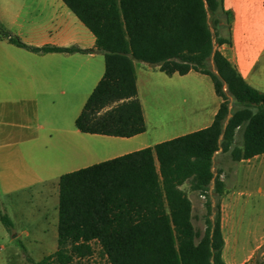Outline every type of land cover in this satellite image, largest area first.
<instances>
[{
    "label": "trees",
    "instance_id": "1",
    "mask_svg": "<svg viewBox=\"0 0 264 264\" xmlns=\"http://www.w3.org/2000/svg\"><path fill=\"white\" fill-rule=\"evenodd\" d=\"M62 1L93 33L95 50L104 56V72L74 120L79 131L129 137L145 130L133 60L158 65L166 74H207L221 101L204 128L62 173L57 248L38 261L26 256L28 264H75L93 253L94 244L108 264H225L219 199L224 183L220 171L214 173L213 154L221 149L238 161L264 153V92L218 49L231 43L229 11L222 0ZM220 17L227 22L224 34ZM0 33L33 51L92 50L30 46L4 28ZM185 183L206 197L203 232L193 225ZM0 220L11 226L4 213Z\"/></svg>",
    "mask_w": 264,
    "mask_h": 264
},
{
    "label": "crops",
    "instance_id": "2",
    "mask_svg": "<svg viewBox=\"0 0 264 264\" xmlns=\"http://www.w3.org/2000/svg\"><path fill=\"white\" fill-rule=\"evenodd\" d=\"M222 4L229 11L231 43L218 49L248 84L264 92V0ZM0 27L30 46L92 49L33 51L0 33V213L11 223L6 228L0 220V240L8 242L11 254L4 257L5 246L0 244V264H28L26 256L38 261L57 248L62 173L204 128L221 99L207 74L193 69L166 74L158 65L133 60L145 130L129 137L81 132L74 120L104 72V56L95 50L93 33L62 0H0ZM153 101H162L169 124L165 131L147 133L155 113L145 107ZM262 156L230 162L243 164ZM224 157L229 153L221 149L213 154L214 173L220 171L224 183L219 198L222 258L225 264H243L264 239L251 246L243 260L235 256L226 261L225 211L234 198L235 175L229 178L231 165ZM11 256L15 260L10 261Z\"/></svg>",
    "mask_w": 264,
    "mask_h": 264
},
{
    "label": "rangeland",
    "instance_id": "3",
    "mask_svg": "<svg viewBox=\"0 0 264 264\" xmlns=\"http://www.w3.org/2000/svg\"><path fill=\"white\" fill-rule=\"evenodd\" d=\"M226 26L227 22L223 17H220L219 29L223 34ZM135 63L137 65L143 64L139 60H135ZM209 68L214 70L212 61L209 62ZM229 100L233 101V98L229 96ZM159 104H157V101H153L150 106L146 105L145 107L147 111L150 110L149 112L154 111L155 113L153 120L149 123L147 133H155V130L159 131V128L160 131L168 129L169 122L162 109V101ZM157 115L159 117L158 122L155 120ZM241 133L242 130L238 129L235 134V144L237 145L241 144ZM224 159L225 163H230L231 165L227 170L230 174L229 178L233 179L235 175L233 203L231 202L225 211L229 213V225H224L226 227L224 228L226 239L224 257L226 261L229 259L233 261L235 256H237L238 260H241L251 246L264 239V157L252 159L248 163H235V165L230 162V157H224ZM182 188L189 195L193 205V225L200 232H203L206 197L200 195L197 191L190 190L187 183L183 184ZM211 201H214V199L211 198ZM0 244L5 246V250L2 252L3 256L5 257L4 254H10L7 251L8 242L0 240ZM9 259L13 261L15 257L11 256ZM252 262L254 264H264V242L255 251V255L251 260H246L243 264H252ZM75 264H108V262L100 253L98 245L94 244L93 253L84 259L76 260Z\"/></svg>",
    "mask_w": 264,
    "mask_h": 264
},
{
    "label": "water",
    "instance_id": "4",
    "mask_svg": "<svg viewBox=\"0 0 264 264\" xmlns=\"http://www.w3.org/2000/svg\"><path fill=\"white\" fill-rule=\"evenodd\" d=\"M229 116V115H228Z\"/></svg>",
    "mask_w": 264,
    "mask_h": 264
}]
</instances>
